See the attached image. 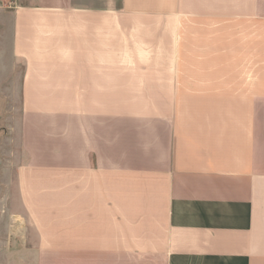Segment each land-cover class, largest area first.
<instances>
[{
    "label": "crops",
    "instance_id": "crops-1",
    "mask_svg": "<svg viewBox=\"0 0 264 264\" xmlns=\"http://www.w3.org/2000/svg\"><path fill=\"white\" fill-rule=\"evenodd\" d=\"M15 1L0 264H264V0Z\"/></svg>",
    "mask_w": 264,
    "mask_h": 264
},
{
    "label": "rangeland",
    "instance_id": "rangeland-1",
    "mask_svg": "<svg viewBox=\"0 0 264 264\" xmlns=\"http://www.w3.org/2000/svg\"><path fill=\"white\" fill-rule=\"evenodd\" d=\"M0 61V189L11 191L13 211H17L15 170L22 163L19 143V67L4 68Z\"/></svg>",
    "mask_w": 264,
    "mask_h": 264
},
{
    "label": "built area",
    "instance_id": "built-area-1",
    "mask_svg": "<svg viewBox=\"0 0 264 264\" xmlns=\"http://www.w3.org/2000/svg\"><path fill=\"white\" fill-rule=\"evenodd\" d=\"M5 6L7 9H14L16 7L15 0H6Z\"/></svg>",
    "mask_w": 264,
    "mask_h": 264
}]
</instances>
